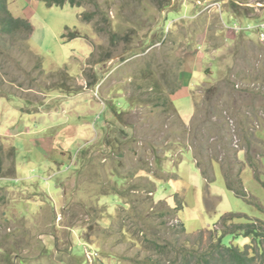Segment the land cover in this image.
<instances>
[{
  "label": "rangeland",
  "instance_id": "1",
  "mask_svg": "<svg viewBox=\"0 0 264 264\" xmlns=\"http://www.w3.org/2000/svg\"><path fill=\"white\" fill-rule=\"evenodd\" d=\"M92 1L7 0L33 34L0 37V264H196L264 222V0Z\"/></svg>",
  "mask_w": 264,
  "mask_h": 264
},
{
  "label": "trees",
  "instance_id": "2",
  "mask_svg": "<svg viewBox=\"0 0 264 264\" xmlns=\"http://www.w3.org/2000/svg\"><path fill=\"white\" fill-rule=\"evenodd\" d=\"M44 2L46 6L50 8L52 7L60 8V7H64L65 5L69 4L70 6H72L73 8H77L78 10H82L83 8L87 6L93 5L91 3L93 2L92 0H44ZM98 15L99 14H97V12L93 14V16L89 14H82L80 19L82 23L88 24L91 21H94L95 17H97ZM68 29L69 28H67L66 31H68ZM104 32H105L104 35H107V34L109 35V33L112 32V30L107 28ZM20 34H22V38L24 39H26V35H28V37L32 35L33 27L31 23L26 19H21V18L18 19V18L13 17V15L8 9L7 0H0V37L2 39L6 37H10L9 39L15 41L14 39L18 38ZM75 38L76 37H72L71 40H74ZM177 91L178 89L173 90L172 94H174ZM173 104H174L173 101L171 102L169 101L167 105L168 107L171 106L173 108L174 106ZM115 111L116 110H113L112 113L114 114ZM118 112L119 111H116L117 114ZM178 120L180 123H182V119L179 115H178ZM194 122L195 124L199 125L200 119L198 116H196V118L194 119ZM121 131L126 132L124 129ZM206 139H207V135H206ZM185 149L187 148H184V150ZM209 149H211V147L208 144L202 145L201 147L196 148L197 156L199 158L197 167L200 169L202 175L207 179L210 175V172L207 171L206 166L210 162L218 163L219 166H221L220 164L221 160H218L217 158H214V157L212 158L208 155V152L211 151ZM227 150H228V153L231 154L230 147H227ZM262 153H263V150L259 152V154H262ZM206 157L208 158L209 162L205 160ZM236 157H238L237 153H236ZM238 161H239V158H238ZM247 163L251 167H254L255 163H257L256 158L253 156H250L249 158H247ZM221 170L224 174V178H225L228 189L236 192L238 196L246 197L245 193L242 191V182H241V187H236L232 183L230 175L229 174L225 175L224 170L222 168ZM241 170H242V165L239 164L238 165L239 179H240ZM116 196L118 198L120 197L119 195H116ZM240 217L241 215H236V214H228L224 216L220 223V225L223 228L221 230L220 236H218L215 232H210V231L200 232V234L198 233L199 238L201 240L203 239L204 235H208L209 240L212 241V246L206 248V250H204V253H199L197 251L193 252V255L191 257L194 258V261L196 264H255V261L258 258L257 257L258 254L264 255V222L259 221V220L252 221L248 219L247 223L235 224V221ZM230 228L234 229V231L232 232L233 234H244L247 237L253 238V242H257V244L259 245L257 246L259 252L256 251L253 242L251 245H247L244 250H241L235 246L224 245L223 243L224 237L227 234H231L229 232ZM190 254L191 252H189V255ZM20 263L22 264V262ZM190 264H192L191 260H190Z\"/></svg>",
  "mask_w": 264,
  "mask_h": 264
},
{
  "label": "built area",
  "instance_id": "3",
  "mask_svg": "<svg viewBox=\"0 0 264 264\" xmlns=\"http://www.w3.org/2000/svg\"><path fill=\"white\" fill-rule=\"evenodd\" d=\"M256 26H257L256 31H258V32L260 33L262 39H264V23H263V22L258 23ZM247 30H249V29H247ZM250 30H251V29H250ZM250 30H249V31H250Z\"/></svg>",
  "mask_w": 264,
  "mask_h": 264
},
{
  "label": "crops",
  "instance_id": "4",
  "mask_svg": "<svg viewBox=\"0 0 264 264\" xmlns=\"http://www.w3.org/2000/svg\"><path fill=\"white\" fill-rule=\"evenodd\" d=\"M24 133V132H23ZM39 133H41L42 134V132H38V133H35V134H39ZM41 138H39V140H42L43 138H46V139H48V140H52V137H44V136H40ZM39 140H38V142H39ZM37 142V143H38Z\"/></svg>",
  "mask_w": 264,
  "mask_h": 264
}]
</instances>
